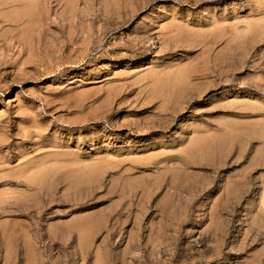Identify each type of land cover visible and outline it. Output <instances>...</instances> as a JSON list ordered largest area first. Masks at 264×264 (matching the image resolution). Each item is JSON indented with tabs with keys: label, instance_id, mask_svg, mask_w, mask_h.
Returning <instances> with one entry per match:
<instances>
[{
	"label": "rangeland",
	"instance_id": "1",
	"mask_svg": "<svg viewBox=\"0 0 264 264\" xmlns=\"http://www.w3.org/2000/svg\"><path fill=\"white\" fill-rule=\"evenodd\" d=\"M0 264H264V0H0Z\"/></svg>",
	"mask_w": 264,
	"mask_h": 264
},
{
	"label": "bare ground",
	"instance_id": "2",
	"mask_svg": "<svg viewBox=\"0 0 264 264\" xmlns=\"http://www.w3.org/2000/svg\"><path fill=\"white\" fill-rule=\"evenodd\" d=\"M25 4V3H24ZM33 186V185H32ZM41 187V186H40ZM43 190V189H42ZM41 190V191H42ZM58 191V190H57ZM34 194V193H33ZM39 195V194H38ZM57 198V197H56ZM29 211V210H28ZM10 215V214H9ZM16 224V223H15ZM17 226V225H16ZM24 226V225H23ZM12 233V232H11ZM14 237H13V239L14 240H23V236H24V234H25V230H24V227L22 228V229H20V231L19 232H17V231H14ZM12 234V235H13ZM27 237V236H26ZM25 238V237H24ZM11 240H12V238H11ZM11 242V241H10ZM13 243V242H12ZM22 253V252H21ZM22 255V254H21ZM26 263H27V261H26Z\"/></svg>",
	"mask_w": 264,
	"mask_h": 264
}]
</instances>
